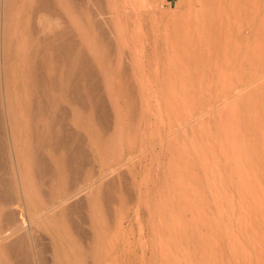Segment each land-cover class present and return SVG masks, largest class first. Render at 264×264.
Returning <instances> with one entry per match:
<instances>
[{"label":"rangeland","instance_id":"obj_1","mask_svg":"<svg viewBox=\"0 0 264 264\" xmlns=\"http://www.w3.org/2000/svg\"><path fill=\"white\" fill-rule=\"evenodd\" d=\"M89 1L94 9L102 4L106 13L115 10L107 6V0V5ZM118 1L113 14L122 12L116 24L121 18L122 28L118 29L125 30L120 34L124 32L128 41L125 39L127 43L123 45L125 40L114 36L119 41L112 53L109 48L108 61L113 65L110 56L117 60L113 65L116 70L126 63L123 69L138 76L133 74V80H125L133 81L127 85L123 79L130 75L124 72L128 75H123L122 81L124 70L121 73L119 69L117 81H113L118 88L108 89L118 94L134 88L135 95L144 98L140 101L136 97L134 105L143 103V111L141 106L136 107L134 121L129 122L125 118L130 113L127 106L131 109L133 104L128 105L130 102L123 100L122 94L117 96L122 97L118 98L119 104L116 101L120 111L116 102L112 107L122 117L115 118L116 112L112 111L113 121L119 120V124L111 120L107 133L120 132L122 122L124 137L108 144L109 148L104 146L106 152L92 160L89 171L97 174L89 172L84 177L87 184H92L82 182L84 188L81 184L79 189L75 186L78 181L74 187L71 184L62 203L70 204L86 196L95 180L104 182L115 175L121 180L117 183L123 188L119 186L121 191L109 207L113 211L107 216L98 264H264V0H255L254 22L246 24L252 25L253 32L230 40L232 54L228 48H220L216 33H202L195 19L198 0H146L139 10L130 6L131 18L121 11L125 0ZM109 12L98 19L110 17ZM62 15V19L55 17L57 20L51 16L59 23L63 17L68 18L60 28L65 22L69 25L70 20L67 13ZM248 16L246 13L241 17ZM77 32L75 36H81ZM122 45H127L124 50ZM120 53L123 61L118 59ZM127 59L134 62L133 67ZM117 64L120 67L116 68ZM144 90H148V96ZM72 107L66 106L70 111ZM121 118L128 123L120 122ZM131 122L135 123L133 129ZM82 179L79 184L85 181ZM125 181L129 182L124 184ZM57 202L54 209L60 207ZM83 208L86 210L87 204ZM27 219L24 223L29 226ZM88 227L87 231H91ZM39 234L36 233L41 244L36 242L40 244L37 247L51 245L50 239L45 240L49 236ZM50 247L47 251L51 252ZM49 251L46 255L49 253L51 259Z\"/></svg>","mask_w":264,"mask_h":264},{"label":"bare ground","instance_id":"obj_2","mask_svg":"<svg viewBox=\"0 0 264 264\" xmlns=\"http://www.w3.org/2000/svg\"><path fill=\"white\" fill-rule=\"evenodd\" d=\"M96 1L97 3L99 1V4L105 2L94 0V3ZM115 1L107 0L110 5L105 3L116 11L119 3ZM145 1L138 0V3H134L133 0H125L121 11L129 16L132 12L131 5L134 6L133 9L139 10L145 5ZM254 2L256 1L198 0L199 9L195 19L200 22L202 33L205 31L209 34L216 33V37L218 36L216 39L221 41L220 48L226 50L228 48L232 54L234 48L229 47H234L230 45L233 44L231 39L234 37L238 39L253 32L252 25L246 24L254 22L256 8ZM89 3V0H0V264L99 263L100 246L105 238L106 224L109 222L107 216L113 211L109 210V207L117 192L121 191L119 186L122 187L123 184L118 186L117 183L121 180L119 178L117 180L116 175V178L111 176L107 181L102 180L103 183L92 180L95 182L94 186L92 185V189L90 188L89 193L83 198L81 195L70 204L62 203L61 200L65 199L63 196H66L69 187L72 185L74 187L75 182L78 181L75 186L81 184L83 186L82 182L87 184L84 177L88 176L89 169L92 168L94 162L92 160L98 153H105L109 148L107 145L115 144L123 134L122 118L121 127H118L121 131L115 130L116 132L110 135L107 133L111 120L119 124V120L116 122L114 119V122L112 117L115 108L112 106L121 100L118 98H122L117 96L122 94L123 98L125 97L123 100L127 99L130 102H127L128 105L133 104L131 109L127 106V110L128 108L130 110L129 115L126 113L128 117L123 113L128 121L130 119L132 121L135 117L134 112L140 108L139 106L144 105L138 102L139 106H135L138 97L142 95L137 97L136 90L132 87L122 89L123 93L118 94L115 93L118 91L108 89L111 86L113 89V81L117 74L120 71L122 73L123 67L126 69V63L117 68L120 67L122 53L118 57L120 58L119 65L116 66L118 70L113 67L117 60H111L110 56L113 65L108 61L109 48L112 47L109 51L116 49V42L119 41V39L115 41L114 36L127 39L126 35H123L125 30L118 29L122 26H119L122 24L121 18L120 23L116 24L117 17L122 15V12L113 14L114 11H107L111 16L101 20L98 18L107 14L104 6L101 4L98 6L103 8L96 6L97 9H94V4L92 7ZM59 8H62L60 11L63 12H59ZM64 11L69 16V25L68 23L65 25L68 20L65 16L67 19L63 17V21L61 20L62 23L66 21L64 27L60 28L58 26L62 23L54 21L51 16L54 15L55 18L58 17L55 16L57 14L66 15ZM246 13L249 14L248 18H242L241 16ZM105 21L109 25L104 24ZM57 28L60 30L55 31ZM121 30L124 32L120 34ZM74 32L81 36H75ZM76 37L77 39L79 37L80 41L82 38L83 43H79ZM112 38L115 39L116 45ZM127 41L125 40L123 45ZM134 50L136 52V49ZM218 50L216 53L219 54ZM128 61H130L128 64H131V59ZM130 67L128 65L127 69L131 70L133 66ZM124 72L130 73L124 70L121 77L119 75L121 80ZM133 74L136 76L138 73H132V76L129 74L132 79L127 76L128 78L125 77L123 80H133ZM122 88H125V84ZM146 91L144 90V94ZM67 104L73 106L71 111L66 108ZM77 104L81 107H77L79 106ZM140 109L143 111V107ZM114 112L117 115V117L114 115L115 118L122 117L120 112L117 113V108ZM141 113L144 116L143 112ZM132 122L130 124L135 125ZM82 178L85 181H80L79 184ZM129 181H125L124 184ZM84 199L85 205L88 206L86 210L83 208ZM57 201H61L60 205ZM56 202L60 206L58 209L53 208ZM26 218L32 226L25 225ZM84 223H90L92 227ZM84 226L91 228V231H87L90 229ZM34 230L37 235L44 232L49 236L45 240L50 239L51 245L46 243L47 245L37 247V244L41 243L37 240L39 237ZM45 235L43 234V238H46ZM49 246L52 247L51 252L48 250L50 254L52 253L51 259L47 256L49 253L46 255Z\"/></svg>","mask_w":264,"mask_h":264}]
</instances>
